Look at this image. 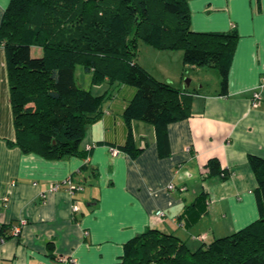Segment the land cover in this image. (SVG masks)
Returning <instances> with one entry per match:
<instances>
[{
	"label": "crops",
	"instance_id": "0c3cea01",
	"mask_svg": "<svg viewBox=\"0 0 264 264\" xmlns=\"http://www.w3.org/2000/svg\"><path fill=\"white\" fill-rule=\"evenodd\" d=\"M10 1L0 0V26ZM189 6L196 13L193 30L236 28L240 38L225 85L221 72L213 90L194 77L180 87L155 75L192 95L189 118L168 126L170 154L156 126L141 120L131 123L139 153L122 150L130 128L124 114L136 89L109 80L93 85L91 75L89 89L110 97L102 118L86 126L81 148L90 150L87 158L54 159L11 146L16 129L10 87L8 75H0V264H59L60 257L71 259L62 264H121L127 243L150 228L197 249L260 217L250 156L264 159V89L253 105L264 77V0H190ZM213 158L231 171L228 180L204 178ZM55 183L58 190H52ZM78 185L83 189L72 188ZM202 192L208 193L209 212L188 229L179 217ZM160 209L164 218L156 216ZM14 226L21 228L17 236Z\"/></svg>",
	"mask_w": 264,
	"mask_h": 264
},
{
	"label": "trees",
	"instance_id": "16d2710c",
	"mask_svg": "<svg viewBox=\"0 0 264 264\" xmlns=\"http://www.w3.org/2000/svg\"><path fill=\"white\" fill-rule=\"evenodd\" d=\"M190 0H11L0 26L7 56L10 101L16 140L24 152L61 159L87 158L86 126L98 122L110 95L80 86L76 65L83 64L92 84L106 80L135 87L125 111L128 139L121 149L138 154L131 123L156 126L170 154L168 126L189 118L192 95L157 79L137 61L141 41L159 50L183 51L185 65L218 69L226 84L240 38L231 31L192 29ZM33 47L42 48L35 57ZM259 181L260 217L246 227L193 249L175 234L150 228L130 240L121 264H264V159L250 156ZM231 171L210 159L204 178ZM208 193L186 206L179 220L188 229L209 212Z\"/></svg>",
	"mask_w": 264,
	"mask_h": 264
},
{
	"label": "rangeland",
	"instance_id": "374dc122",
	"mask_svg": "<svg viewBox=\"0 0 264 264\" xmlns=\"http://www.w3.org/2000/svg\"><path fill=\"white\" fill-rule=\"evenodd\" d=\"M193 13L196 14L192 11L191 14L193 15ZM193 18H195V16H193ZM164 51L167 50L156 49L141 41L139 44L137 61H140L141 65L144 63L150 70V73L154 76L158 75L160 78L167 77L180 87L186 84V79H191L190 77H194L195 80L198 79V82L209 83V89L211 90L218 87L220 81V71L218 69L212 67H200L194 70H188L185 69V64L181 60V56H179L180 54H178L180 53V50H175L170 53ZM32 53L35 57L41 56L42 48L33 47ZM0 75H8L7 56L3 45H0ZM90 75L92 74L85 70L83 64L76 65V79L78 84L83 88L89 89L88 86L90 85V82L88 77H91ZM158 77L156 78L160 80Z\"/></svg>",
	"mask_w": 264,
	"mask_h": 264
},
{
	"label": "built area",
	"instance_id": "2783aa9c",
	"mask_svg": "<svg viewBox=\"0 0 264 264\" xmlns=\"http://www.w3.org/2000/svg\"><path fill=\"white\" fill-rule=\"evenodd\" d=\"M260 90H257L255 93H254V96H253V105L254 106H258L259 105V102H260V99H261V90L264 89V77L262 78L261 80V83L259 84V87H258ZM114 153H118L119 150L118 149H114L113 151ZM66 183H69L72 185V179L69 178L65 181ZM60 188V184L59 183H55L52 185V190H58ZM72 188H77V189H83V186L81 185H78V186H72ZM169 188L171 189H175V185L174 184H171L169 186ZM186 189L185 187L182 188V190ZM74 211H78L79 210V205L75 204L74 205ZM166 215L165 211L164 210H158L156 212V216L159 217V218H164ZM24 223V222H23ZM21 232V228L20 226H14L13 228V234L15 236L19 235V233ZM68 260H71L70 258H66V257H60L59 258V264H62L61 262H64V261H68Z\"/></svg>",
	"mask_w": 264,
	"mask_h": 264
}]
</instances>
